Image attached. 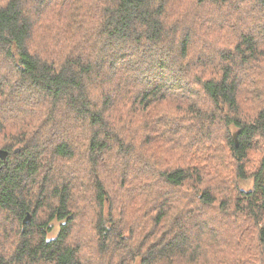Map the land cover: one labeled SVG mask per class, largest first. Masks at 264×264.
Returning <instances> with one entry per match:
<instances>
[{
	"label": "trees",
	"instance_id": "trees-1",
	"mask_svg": "<svg viewBox=\"0 0 264 264\" xmlns=\"http://www.w3.org/2000/svg\"><path fill=\"white\" fill-rule=\"evenodd\" d=\"M259 140L264 0H0V264H264Z\"/></svg>",
	"mask_w": 264,
	"mask_h": 264
},
{
	"label": "rangeland",
	"instance_id": "rangeland-1",
	"mask_svg": "<svg viewBox=\"0 0 264 264\" xmlns=\"http://www.w3.org/2000/svg\"><path fill=\"white\" fill-rule=\"evenodd\" d=\"M256 15V14H255ZM255 21V20H254ZM262 22H257L256 24H260ZM233 35H235L234 33H229V36L232 38ZM262 86V85H260ZM254 94L256 93H252V95H245V97L243 98V109L244 111L246 112V117H250L252 114H254L258 108L260 109L263 105H262V101L260 103V100H262V94H260V96H255ZM169 102H159L158 105H156L154 108V111L151 113V115H155L157 113L160 112V110H164V107H168V109L170 110H174L175 111L177 110V108L179 109L180 105H177L176 102H170L169 105H168ZM129 106L130 104H127V103H122L121 104H118V107L117 109L115 110V115H118L119 114V118L122 119L121 120H117L118 123H123L125 122V119H126V115H127V112H128V109H129ZM177 107V108H176ZM131 117V123L130 125L133 126V125H137L139 124L145 117H146V113L142 112V111H135V112H132V114L130 116H127V119H129ZM236 130V127H234L233 125L231 126V131H235ZM213 135H216L218 136L220 139L223 137V130L222 129H215V128H211L209 130ZM188 138H185L184 139V142L187 140ZM218 142V141H217ZM217 142H214L212 144L209 145L208 147V151L206 152V156H203V157H198L197 155H195V158H197V160L202 163L204 165V168L206 170H210L211 169V165H212V162L213 161H230V155H226V152L224 150V144H223V148L222 149H219L220 147L217 145ZM153 144L155 145L157 151L159 152L160 150H162V145L164 147H169L168 145L166 146L165 145V141L160 138V139H157L155 140V143L153 142ZM264 153V146L263 144L261 143V141H257L253 147L251 148L250 152H249V155H248V160H249V167L254 169V167L258 164L260 158L262 157ZM213 154H218L216 156H214ZM220 155V156H219ZM190 158H193V156L191 154H189ZM222 156V157H221ZM188 159H190L188 156H187ZM194 158V159H195ZM117 159H118V163H123L125 161L124 157L120 158V156L118 155L117 156ZM196 160V159H195ZM196 160V161H197ZM64 163H62V166L64 168L67 169H71L73 166H75V161H63ZM113 162V161H112ZM117 162H113V163H117ZM81 163V167L83 165L82 162ZM79 165V161L76 162V166ZM233 175L232 174H228L227 176H225V178L227 177H231ZM220 184H228L229 181H226V182H221L219 181ZM238 183V186L244 190H252L253 189V186H254V179L252 176H249L247 179H238L237 181ZM123 198V196L121 197ZM135 203H138L137 201H135ZM139 208H142V209H145V206L143 203H138ZM140 214H135L134 213H128V214H122V213H119L118 216L120 217H123L125 218L126 220L130 217L132 218L131 221L133 222H136V219H139ZM26 217V216H25ZM24 217V218H25ZM31 217V216H30ZM136 218V219H135ZM24 220V219H23ZM125 220V224L130 226V224ZM138 221V220H137ZM12 221L11 220H6L5 219V215L4 214H1L0 215V231H3V227H6V228H10L12 229ZM59 226H60V221L58 220H54L53 222H51V230L48 232V236L49 237H54L56 236V234L58 233V230H59ZM127 226V227H128ZM10 235L13 236L14 235V231L11 230L10 231ZM138 231L136 229V233L135 235L138 236ZM7 238H4L3 242L6 241ZM137 239V237L135 238ZM98 261L95 260L94 263L96 264ZM185 264V263H183Z\"/></svg>",
	"mask_w": 264,
	"mask_h": 264
},
{
	"label": "water",
	"instance_id": "water-1",
	"mask_svg": "<svg viewBox=\"0 0 264 264\" xmlns=\"http://www.w3.org/2000/svg\"><path fill=\"white\" fill-rule=\"evenodd\" d=\"M234 138L238 144V134L237 133H234ZM7 156H8V151L5 150V149H0V158H2L3 160H6L7 159ZM30 221V213H28L26 215V217L24 218L23 222L24 223H27Z\"/></svg>",
	"mask_w": 264,
	"mask_h": 264
}]
</instances>
